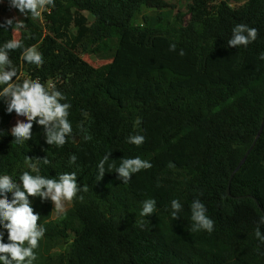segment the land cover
Returning a JSON list of instances; mask_svg holds the SVG:
<instances>
[{
    "label": "trees",
    "instance_id": "16d2710c",
    "mask_svg": "<svg viewBox=\"0 0 264 264\" xmlns=\"http://www.w3.org/2000/svg\"><path fill=\"white\" fill-rule=\"evenodd\" d=\"M54 4L44 8L42 25L21 14L19 40L24 48L36 46L43 65L23 61V48L9 57L18 76L25 72L21 80L56 84L71 104L73 134L62 147L48 145L34 123L32 139L16 144L10 131L16 113L0 98V175L17 182L24 171L36 175L25 164L28 156L40 175L74 172L87 191L58 221L50 200L29 197L46 229L33 264H264V243L255 237L264 218V125L226 193L264 122V0L236 8L230 0H190L185 13L154 28L136 25L135 16L143 8H170L164 0ZM238 24L256 28L258 37L247 47H228ZM0 25L2 47L14 38L6 21ZM83 51L108 54L110 61L91 67ZM136 134L145 137L139 147L128 143ZM109 150L117 166L137 156L153 166L128 183L115 172L97 181V165ZM73 154L77 160L70 163ZM150 198L156 211L142 217ZM174 199L182 205L179 219L171 217ZM194 199L214 221L212 232L191 230ZM260 229L264 234V225ZM0 232L7 243V231L0 226Z\"/></svg>",
    "mask_w": 264,
    "mask_h": 264
},
{
    "label": "clouds",
    "instance_id": "9594fccd",
    "mask_svg": "<svg viewBox=\"0 0 264 264\" xmlns=\"http://www.w3.org/2000/svg\"><path fill=\"white\" fill-rule=\"evenodd\" d=\"M10 5L19 10L22 15L31 14L36 18L41 15V11L47 7H54V0H10ZM8 26L14 30L25 27L22 20L13 19L6 21ZM3 27V25H0ZM258 37V30L246 24H238L233 28L232 37L228 40V47H247ZM23 48L21 59L37 67L43 65V56L36 46L23 47L22 41L12 39L0 47V98L7 100V112L16 113L18 117L25 120H17L11 129L14 142L23 145L33 137V125L38 124L44 129L45 142L48 145L62 147L67 142V137L73 134V127L69 120L71 104L63 102L65 95L57 90L56 84L48 82L44 84L38 79H20L17 69L12 66L9 52ZM176 45H170V51H175ZM185 53L180 50L179 55ZM264 60V53L259 56ZM15 78V80H13ZM140 121H137L139 124ZM83 130V125L79 126ZM86 140H91V136H85ZM145 142L143 135H131L128 143L137 147ZM112 151H106L97 165L96 180L103 179L105 172H115L123 183H128L133 174L142 170L152 168V164L139 156L135 158H122L117 166L115 160L111 159ZM40 160L41 158H36ZM77 156L70 157V163H75ZM45 165L50 163L47 157L42 159ZM25 164L36 175L29 171H24L19 182L12 179L10 175H0V226L7 231V240L4 242V234L0 232V264H33L37 259L35 249L39 247V241L45 235L46 229L40 225V214L36 213L32 207L29 197H39L42 201L51 200L54 210L58 214L65 212L66 202H72L77 198L82 190L87 191V187L81 189L77 183V176L74 172H65L57 177H46L39 174V168L33 163V158L25 157ZM11 194V198H9ZM79 199H83L82 196ZM171 217L179 219L178 213L182 210V205L178 200L171 201ZM156 211L155 199H146L142 204V217L151 216ZM191 220L193 225L191 230L197 232L214 230V221L206 214L205 205L194 199L191 203ZM264 225V218L260 219L255 229V237L264 243V234L260 226ZM142 226V224H141Z\"/></svg>",
    "mask_w": 264,
    "mask_h": 264
},
{
    "label": "rangeland",
    "instance_id": "374dc122",
    "mask_svg": "<svg viewBox=\"0 0 264 264\" xmlns=\"http://www.w3.org/2000/svg\"><path fill=\"white\" fill-rule=\"evenodd\" d=\"M167 4L170 5V8L164 9V10H155L151 8H143L141 9L140 13H138L135 16L134 23L139 26H145L149 28H154L157 26H166L169 24L173 17L175 16L176 12L185 13L186 7L189 4L190 0H164ZM246 0H230V6L231 7H239L242 6ZM39 17H36L35 19L42 25L43 19H42V12ZM84 15L88 18L89 23L93 22V17L89 15L88 13H84ZM23 16L19 12L18 9L12 7L11 5H5L0 1V21H7L9 19H13V22L15 23L16 20H21ZM188 19V17H186ZM12 35L14 39H20L21 31L20 30H14L12 31ZM81 59H83L85 62H87L91 67L97 68L100 67L110 61V56L108 54L104 53H91V52H82L80 54ZM25 72H20L19 77H25ZM15 80V78H13ZM3 85H0V90H2ZM24 117H18L15 115L10 123V131L12 127L16 124L17 120H25ZM51 201V200H50ZM52 204V211H51V218L55 221H58L62 218V216L71 208L72 202H66L65 205V212L62 214H58L53 208L54 205Z\"/></svg>",
    "mask_w": 264,
    "mask_h": 264
},
{
    "label": "water",
    "instance_id": "95a60500",
    "mask_svg": "<svg viewBox=\"0 0 264 264\" xmlns=\"http://www.w3.org/2000/svg\"><path fill=\"white\" fill-rule=\"evenodd\" d=\"M48 82H51V80H49ZM48 82H47V83H48ZM263 125H264V122H263L262 125L260 126V128H259V130H258V132H257V134H256V137H255L254 141L252 142V145H251L250 148L246 151V153H245L244 156L241 158L240 162L237 164L236 168L234 169V171L231 173V175H230V177H229V182H228V186H227V189H226V193H227L228 196H230V190H229L230 181H231V179H232L234 173H235L236 171H238L239 168L242 166V164L245 162V160H246V158H247L249 152H250L251 149L253 148V146H254L256 140L259 138V136H260V134H261V132H262ZM248 197H249V198H252L251 196H248ZM254 201L256 202L255 199H254ZM260 211L262 212V214H263V216H264V212L261 210V208H260Z\"/></svg>",
    "mask_w": 264,
    "mask_h": 264
}]
</instances>
